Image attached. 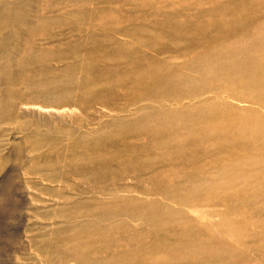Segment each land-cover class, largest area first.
Masks as SVG:
<instances>
[{
	"label": "rangeland",
	"instance_id": "obj_1",
	"mask_svg": "<svg viewBox=\"0 0 264 264\" xmlns=\"http://www.w3.org/2000/svg\"><path fill=\"white\" fill-rule=\"evenodd\" d=\"M0 264H264V0H0Z\"/></svg>",
	"mask_w": 264,
	"mask_h": 264
},
{
	"label": "bare ground",
	"instance_id": "obj_2",
	"mask_svg": "<svg viewBox=\"0 0 264 264\" xmlns=\"http://www.w3.org/2000/svg\"><path fill=\"white\" fill-rule=\"evenodd\" d=\"M215 116V115H214ZM214 119V117H212ZM217 118V116L215 117V119ZM210 130V129H209Z\"/></svg>",
	"mask_w": 264,
	"mask_h": 264
}]
</instances>
